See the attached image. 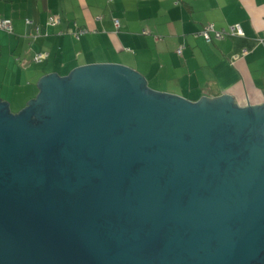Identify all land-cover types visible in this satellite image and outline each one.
<instances>
[{"label":"water","instance_id":"water-1","mask_svg":"<svg viewBox=\"0 0 264 264\" xmlns=\"http://www.w3.org/2000/svg\"><path fill=\"white\" fill-rule=\"evenodd\" d=\"M39 87L0 101V264H264V105L119 65Z\"/></svg>","mask_w":264,"mask_h":264},{"label":"crops","instance_id":"crops-1","mask_svg":"<svg viewBox=\"0 0 264 264\" xmlns=\"http://www.w3.org/2000/svg\"><path fill=\"white\" fill-rule=\"evenodd\" d=\"M17 1L0 0V17L14 27L12 35L0 31V101L13 115L38 100L42 80L93 65L127 67L151 91L194 104L229 96L241 109L264 105V0H106V12L84 0L82 22L67 24L48 0L42 10ZM52 17L61 23L48 28ZM210 25L218 31L240 25L245 36L207 43L199 35ZM36 26L42 37L34 40ZM41 53L49 57L36 64Z\"/></svg>","mask_w":264,"mask_h":264},{"label":"built area","instance_id":"built-area-1","mask_svg":"<svg viewBox=\"0 0 264 264\" xmlns=\"http://www.w3.org/2000/svg\"><path fill=\"white\" fill-rule=\"evenodd\" d=\"M116 0H108L109 3H113ZM61 23L60 18L58 17H52L48 23L47 27H57ZM116 28L120 27V22L116 20L114 22ZM26 25H32L33 22L30 20L26 21ZM0 31L8 33L12 35L14 33V28L12 21L9 19L1 18L0 17ZM81 33H77L76 37L79 39ZM202 37L207 43H212L213 41H222L225 40L226 38H234V37H244V31L240 25H235L232 26L226 30L218 31L213 25L208 26L207 28L204 29L199 35ZM42 37V27L41 26H36L34 30V34L32 35V39L36 40L38 38ZM183 52V49L180 48L177 53L181 56ZM49 55L47 53H41L37 54L34 57V62L36 64H42L48 59Z\"/></svg>","mask_w":264,"mask_h":264},{"label":"rangeland","instance_id":"rangeland-1","mask_svg":"<svg viewBox=\"0 0 264 264\" xmlns=\"http://www.w3.org/2000/svg\"><path fill=\"white\" fill-rule=\"evenodd\" d=\"M22 3L23 9L25 8L26 0H18ZM49 1V9L55 10L65 21L64 24H67V21H78L79 23L82 22L83 10L81 8L80 2L84 0H48ZM87 4H90L91 0H86ZM100 2V8L103 9L105 12L109 10V3L106 0H99L94 1ZM32 8L33 9H40L48 8L45 6L42 0H31ZM16 10H19L20 5H15ZM46 10V9H45ZM49 11H47L48 13ZM35 64V63H34Z\"/></svg>","mask_w":264,"mask_h":264},{"label":"flooded vegetation","instance_id":"flooded-vegetation-1","mask_svg":"<svg viewBox=\"0 0 264 264\" xmlns=\"http://www.w3.org/2000/svg\"><path fill=\"white\" fill-rule=\"evenodd\" d=\"M212 247H214L213 249H215L216 247H220V245H212Z\"/></svg>","mask_w":264,"mask_h":264},{"label":"bare ground","instance_id":"bare-ground-1","mask_svg":"<svg viewBox=\"0 0 264 264\" xmlns=\"http://www.w3.org/2000/svg\"><path fill=\"white\" fill-rule=\"evenodd\" d=\"M27 20H28V19H27ZM27 20H26V21H27ZM12 24H13V23H12ZM13 28H14V27H13ZM182 53H183V52H182Z\"/></svg>","mask_w":264,"mask_h":264},{"label":"trees","instance_id":"trees-1","mask_svg":"<svg viewBox=\"0 0 264 264\" xmlns=\"http://www.w3.org/2000/svg\"><path fill=\"white\" fill-rule=\"evenodd\" d=\"M115 2V1H114ZM213 43V42H212Z\"/></svg>","mask_w":264,"mask_h":264}]
</instances>
